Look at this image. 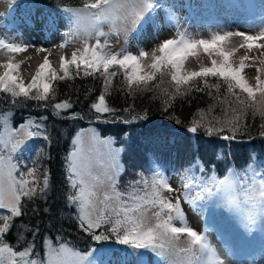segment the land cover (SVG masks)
Returning a JSON list of instances; mask_svg holds the SVG:
<instances>
[{"label":"snow or ice","instance_id":"obj_1","mask_svg":"<svg viewBox=\"0 0 264 264\" xmlns=\"http://www.w3.org/2000/svg\"><path fill=\"white\" fill-rule=\"evenodd\" d=\"M157 3L158 0H85L82 7H63L61 10L70 18L73 29L77 32L83 29L86 37L95 38V45H89L85 39L82 51H74L70 59L62 58L63 75L52 67L46 57L31 82L27 84L15 74L20 65L9 61L6 70L0 75V93L5 94L3 98L13 107L17 103L32 101L45 110L73 109L74 102L71 97L56 102V90L52 82L74 79L70 77V66H75L76 76H81L83 68V77L93 76L94 79L103 81L101 94L90 105L95 112L94 120L99 122L101 114H108L120 123L130 124L146 117L133 115L130 120H125L115 115L118 109L108 106L106 95L111 79L116 75L115 72L109 71L111 67L123 69L129 94L134 91L132 86L147 87L148 82L156 80L158 74L161 80L166 74L170 75L171 81L175 82L177 94L180 92L179 86L188 85L195 78H201L202 87L196 84L192 86L197 91L209 89L207 94L211 97L213 94L210 89H216L218 92L222 81L226 91L233 94L238 102L236 107L230 108V118L229 110L221 106L224 118L206 124L194 119L187 132H203L206 136H215L225 142H237V136L243 134V129L247 127L242 117H247L249 111L253 119L259 115L261 121H264V78L257 75L255 84L250 83L244 75L245 60L248 56L242 57L238 66L235 65L231 57L236 49H228L225 42L229 37L240 36L245 41L241 47L264 48V44H257L258 41L264 40V28H261L257 35L248 32H216L211 39H191L187 30L178 31V38L163 40L151 54L143 49H140L138 54H133L127 48L113 52L109 47L108 38L119 35L122 30L127 43L129 23L134 30H139L150 22L156 24V17L150 13ZM105 24L111 25L114 31H104ZM55 26V18L51 17L45 28L52 29ZM159 27L157 24V35ZM176 27L179 29V25ZM27 47V44L9 43L0 38V48L10 52H21ZM201 49L211 57L210 66L201 65L198 71L186 70V60L190 56H196ZM145 58L150 60V67L145 63ZM258 71L264 73V67ZM96 73H100V76L96 77ZM209 77L216 78L218 82L209 83ZM236 90L246 94V99H241ZM90 92L91 89L86 90L85 98ZM172 99L174 96L164 101L165 110L171 106ZM76 102H79L78 97ZM124 111L128 112L130 109L126 108ZM3 114L5 120L0 125V210H6V213L2 217L4 222L0 224V264H90L91 249L79 251L69 247L62 237H57L55 247L51 245L50 238L45 237L43 259H33L34 240L39 233V224L27 229L31 231L33 240L27 242L20 250H17V245L22 242L21 235L16 236V244L6 239L15 226V218L24 215L22 209L25 205L21 202L22 198L29 202L39 199L47 205L51 173L48 169L41 170L37 161L28 166L20 159L22 146L29 139L42 136L43 139L50 140L46 126L32 122L27 128L25 124L10 127L7 112ZM54 114L59 115V112L54 111ZM68 118L83 119L84 116L80 112L71 111ZM41 119L46 120L47 117ZM261 127L264 128V123H261ZM88 134L90 138L86 139ZM114 143L112 137H102L95 128H81L73 136L72 147L65 156L64 179L67 191L64 193V203L66 208L75 210L79 229L92 240L111 238L115 234L121 243L130 245L133 250L151 251L167 264H226L207 241L206 232H199L188 225L182 200L197 207V200H203L206 196L222 195L226 207L239 205L245 209L244 222L248 229L255 225L257 217H264V171L257 170L255 164L249 167L251 176L247 170L241 174L229 169L223 178L213 174L202 177L198 184L189 175L192 168H188L181 177L183 197L177 195L173 202V198L166 197L163 193L173 192L175 189L169 179L159 171L158 166L150 179L145 177L144 173H137L139 179L130 181L128 185L131 191L122 192L119 177L123 165L119 157L123 149L114 147ZM101 145L104 146L103 153L106 156L107 187H102L99 177L93 174L94 153L99 152ZM141 184L143 195L137 191ZM194 189L198 190L193 196ZM144 205L156 206L159 211L150 217L144 210ZM51 210L49 206L43 208L45 213ZM31 211L37 213L40 209L33 207ZM174 221L181 222L183 226H177ZM105 225L108 226L106 231L97 234L95 230ZM26 228L27 226H23L17 231L22 234ZM181 234L188 237L189 246L186 248L178 243Z\"/></svg>","mask_w":264,"mask_h":264},{"label":"trees","instance_id":"obj_2","mask_svg":"<svg viewBox=\"0 0 264 264\" xmlns=\"http://www.w3.org/2000/svg\"><path fill=\"white\" fill-rule=\"evenodd\" d=\"M34 1H43L60 7H66L69 2L75 5L81 4L74 0ZM109 71L115 72L116 75L112 77L106 95L108 106L118 109L115 115L125 120H130L133 115L146 117L145 119L124 124L111 115L101 114V121H95V112L90 105L101 94L103 81L99 78L94 79L93 76L83 77V68H81V76H76L75 66H70V77L74 79L53 82L56 102L71 97L74 102L73 109L45 110L32 101L17 103L13 107L3 98L5 94L0 93V125L2 118L5 117L3 113L6 111L13 126L32 120L36 124L46 126L50 137V140H45L42 136L29 139L22 146L20 154V159L28 166H31L33 161H37V166L41 170H50L51 189L47 205L39 199L29 202L26 198H22L21 202L25 205L22 209L24 215L15 218V226L6 237L10 243L16 244V236L21 235L22 242L17 245V250H20L27 242L33 240L31 231L27 229L39 224V233L34 240L33 259H43L45 237L50 238L54 246H57V237H62L68 242L69 247L79 251L98 247L123 260L129 256L128 244L121 243L115 234L111 238L92 240L88 234L79 229L75 210L65 206L64 193L67 191L64 179L65 156L72 147L73 136L81 128L93 126L102 137H112L115 147L123 149L120 155L124 172L121 174L119 184L122 188H126L130 181L139 179L137 173L147 174L150 165L155 162L169 164L180 170L194 167L205 173L206 177L215 174L219 178H223L229 169H235L242 174L253 164L256 167H264V135H262L264 128L261 127L264 121H261L259 115L253 119L249 112L247 117H242L247 127L243 129V134L237 136V142H225L215 136H206L203 132L197 134L187 132L194 119L205 124L218 120L223 101H236L233 94L226 91L222 81L218 92L216 89H210L213 94L211 97L207 94L209 89L197 91L192 86L196 84L202 87L201 78H195L188 85L179 86L180 92L177 94L175 82L166 74L162 80L157 76L155 81L148 82L147 87L132 86L134 91L129 94L123 69L114 66ZM95 75L99 77L100 73ZM208 79L209 83L218 82L213 77ZM89 89L91 92L85 98V92ZM170 96H174V99L171 100V106L165 110L164 101ZM77 97L79 102H76ZM17 99L23 100V98ZM126 108L130 111L125 112ZM54 111H58L59 115L54 114ZM71 111L82 113L84 118L69 119L68 115ZM43 117L47 119L42 120ZM40 179L42 180V177ZM46 206L51 207V212L43 211ZM33 207H38L40 211L33 213L31 211ZM23 226L27 228L21 234L17 229ZM107 228L108 226L105 225L95 231L100 234Z\"/></svg>","mask_w":264,"mask_h":264},{"label":"rangeland","instance_id":"obj_3","mask_svg":"<svg viewBox=\"0 0 264 264\" xmlns=\"http://www.w3.org/2000/svg\"><path fill=\"white\" fill-rule=\"evenodd\" d=\"M74 1L81 4L75 5L69 2L66 7H82L85 2V0ZM62 8L46 4L43 1L0 0V38L5 39L9 43H17V40L23 36H32L34 33L44 34L43 38L46 39L47 43L62 38L65 45L64 57L68 59L71 58L74 51L78 49L82 51L85 39H87L89 45H95L94 37H86L83 29L79 32L73 29L70 18L61 10ZM150 15L156 17V24L150 22L139 30H134L133 26L130 23L128 24L127 43L122 30L119 35L110 36L111 50L119 52L120 49L127 48L133 54H138L139 50L143 49L151 54L152 50L162 43L163 40L178 38V31L183 32L185 30H187L191 39H211L216 32L223 34V32L227 31L248 32L251 35H257L260 29L264 28V0H158ZM51 17L55 18L56 26L52 29H46L45 25ZM157 24L160 26L159 35H157ZM176 25H179V29H177ZM64 31L65 33H63ZM104 31L114 30L111 25L105 24ZM244 43L245 41L242 37L232 36L225 42V46L228 49H236L231 59L237 66L242 57L248 56V59L245 60L244 75L250 83L255 84L257 75H261L264 78V73H259L258 71L259 68L264 67V48L253 47L248 49L241 47ZM257 44H264V40L258 41ZM12 53L14 52L0 48V55L2 56ZM13 62L20 65L17 72L21 75L20 78L26 82L28 70H26L24 63L16 62V60H13ZM210 62L211 57L201 49L196 56H190L186 60L185 69L198 71L201 65L210 66ZM41 63L43 61L37 65V70ZM145 63L150 67L148 58H145ZM2 65L3 62L0 57V75L3 74H1ZM58 73L63 75V70L61 69ZM239 95L241 99H246V94L239 93ZM237 103V101H223L222 106L229 110V118L231 116L230 108L236 107ZM218 116L220 119L224 118L222 113L218 114ZM219 117L217 118L218 120ZM4 120L5 117L1 120L2 124ZM7 122L10 127H14L8 115ZM32 122L34 121L29 120L23 124L27 128ZM89 127L95 128L93 126ZM96 132L100 135L97 130ZM88 138H90V134L86 136V139ZM113 146L115 147V145ZM86 147H90V145H86ZM103 148L104 146L101 145L99 152L94 153L93 174L99 177L102 187H107V182L105 181L106 156H104ZM119 159L122 164L121 155ZM157 166L159 171L169 179L173 189H175L173 192L165 191L163 195L173 198V202H175L174 198L177 195L183 197L184 189L181 187V177L186 169L180 170L169 164L165 165L155 162L150 165L149 172L144 174L145 177L150 179L152 172ZM256 169L264 171V167H256ZM247 171L251 176V169L249 168ZM123 172L124 166L121 174ZM189 175L194 178L197 184L200 183L202 177H206L205 173H201V170H197L194 167ZM26 178L32 179V177ZM142 188V184L137 187L140 195L144 194L141 191ZM120 189H122V192L131 191L128 186L126 188L120 187ZM197 190H193V196ZM222 200V195L206 196L203 200L196 201L197 207L182 200V207L186 214L188 225L199 232H206L207 241L215 248L216 252L227 254L228 259H231L235 264H252V261L254 264H261L264 259V217H257L255 225L248 229L244 222L245 209L239 205L226 207ZM143 208L150 217L153 213L159 211L158 207L151 205H144ZM5 213L6 210H0V224L4 222L2 217ZM174 223L177 226H183L179 221H174ZM178 243L181 247H188V237L185 234H181ZM51 245L55 247L53 244ZM127 247L129 256L124 260L95 247L92 250L90 264H167L165 260L157 257L151 251L144 249L133 250L130 245Z\"/></svg>","mask_w":264,"mask_h":264},{"label":"bare ground","instance_id":"obj_4","mask_svg":"<svg viewBox=\"0 0 264 264\" xmlns=\"http://www.w3.org/2000/svg\"><path fill=\"white\" fill-rule=\"evenodd\" d=\"M65 33V31L63 32ZM43 35H40L38 33H34L32 36H23L22 38L17 40L18 44H27L28 47L26 50L21 52H14L12 54L8 55H0L3 65L1 68V74L6 70V65L9 61L13 62V60H16V62H22L24 63V66L26 67V70L28 72L26 73V84L29 83L30 79L35 75L37 71V65L44 61V59L47 57L50 61V64L52 67L57 71H61V61L62 58L65 56L64 52V40L62 38L56 39L52 42H46V39L43 38ZM111 37L108 38L110 40ZM104 42V38L102 37V44ZM109 47L111 49V45L109 42ZM15 62V61H14ZM13 62V63H14ZM19 77L21 75L15 73ZM223 201V200H222ZM216 203V202H215ZM224 204V203H223ZM263 227V226H262ZM220 259H223L226 264H235L231 259H228L227 254H223L220 252H217ZM253 262V261H252ZM264 264V259L262 260V263Z\"/></svg>","mask_w":264,"mask_h":264}]
</instances>
